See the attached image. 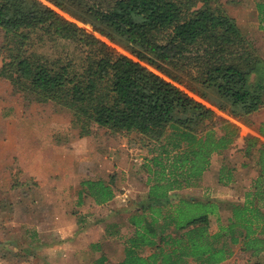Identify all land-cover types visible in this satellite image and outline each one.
<instances>
[{"label":"trees","instance_id":"16d2710c","mask_svg":"<svg viewBox=\"0 0 264 264\" xmlns=\"http://www.w3.org/2000/svg\"><path fill=\"white\" fill-rule=\"evenodd\" d=\"M47 1L51 5L0 0L7 51L0 76L37 101L67 107L82 135L95 124L137 132L145 144L162 142L146 162L149 190L128 217L131 234L124 239V256L113 264H222L238 244L261 256L264 125L246 137L244 150L247 155L256 151L258 174L243 199L180 192L196 184L212 157L239 135V126L217 118V109L241 118L264 107V60L236 19L214 9L212 0ZM255 1L264 20V0ZM33 35L89 47L86 68L74 72L70 64L52 66L33 58L28 53ZM216 122L222 123L220 133ZM233 178V168L222 165L219 182ZM81 184L80 204L84 193L98 205L115 196L103 179ZM107 259L102 254L95 263Z\"/></svg>","mask_w":264,"mask_h":264},{"label":"rangeland","instance_id":"374dc122","mask_svg":"<svg viewBox=\"0 0 264 264\" xmlns=\"http://www.w3.org/2000/svg\"><path fill=\"white\" fill-rule=\"evenodd\" d=\"M212 7L236 19L264 60V20L256 1L212 0ZM33 38L28 46L33 58H45L52 66L70 64L74 72L86 68L92 53L89 47L48 36ZM5 41L0 27V66L7 57ZM112 46L126 51L121 45ZM217 114V118L236 123L239 135L228 150L212 157L210 168L196 184L180 192L195 197L243 199L258 174L256 151L247 155L244 150L246 137L256 135L264 125V107L241 118L218 109ZM221 124L216 122L219 133ZM90 130V134L82 135L67 107L37 101L0 76V264H40L47 258L57 259L55 244L74 239V228H78L76 234L81 231L77 244L93 242L76 252L77 259L91 263L106 254L107 264H113L123 258L124 239L131 234L128 217L136 201L146 197L149 190L146 162L159 152L162 142L145 144L137 132H113L95 124ZM224 164L234 170L229 184L219 182ZM85 179L111 183L114 198L98 205L84 193L82 203H78ZM68 214L71 220L65 219ZM212 220L216 222L214 216ZM37 226L45 227L44 233L47 230L48 243L40 239ZM232 248V256L222 264H264V253L253 257L240 244ZM188 264L196 263L190 260Z\"/></svg>","mask_w":264,"mask_h":264},{"label":"crops","instance_id":"0c3cea01","mask_svg":"<svg viewBox=\"0 0 264 264\" xmlns=\"http://www.w3.org/2000/svg\"><path fill=\"white\" fill-rule=\"evenodd\" d=\"M66 220H71V216L68 214L65 216ZM39 228L38 232H39V237L42 240V242H47V238H48V232L47 230H45L46 232L44 233V228L45 227H41V226H37ZM75 231L74 232V239H70L68 238V241L63 242L62 244H55V249L58 251L59 255L57 254V259H48L46 261L43 262V260L40 262V264H96L95 261H91V263H84V261H81L78 257V254L76 255V252L83 249L84 247L89 246V244L93 243L92 240H90L89 242H82L81 244H77V242H79V240H81V234L79 232V234H76V230L78 228H74ZM64 231L67 233H71V229L69 228H64ZM51 233V232H50ZM64 235L63 234V238L64 239ZM68 236L70 237L71 234H68ZM41 242V241H40ZM48 243V242H47ZM76 243V244H75ZM39 245V243H37ZM43 244V243H41ZM40 244V245H41ZM42 250L44 251H48L47 248L42 247ZM264 253V252H263ZM107 264V263H106Z\"/></svg>","mask_w":264,"mask_h":264}]
</instances>
